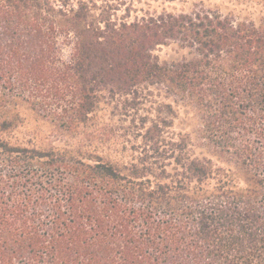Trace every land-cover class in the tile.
<instances>
[{
	"label": "trees",
	"instance_id": "1",
	"mask_svg": "<svg viewBox=\"0 0 264 264\" xmlns=\"http://www.w3.org/2000/svg\"><path fill=\"white\" fill-rule=\"evenodd\" d=\"M149 1L0 0V264H264V14Z\"/></svg>",
	"mask_w": 264,
	"mask_h": 264
},
{
	"label": "rangeland",
	"instance_id": "2",
	"mask_svg": "<svg viewBox=\"0 0 264 264\" xmlns=\"http://www.w3.org/2000/svg\"><path fill=\"white\" fill-rule=\"evenodd\" d=\"M100 1H106L110 5L115 6L118 11L117 15L118 17H121L124 15L125 11L130 12L131 18H134L135 16L140 17L143 13L146 11H149L150 13H159L162 11V9L167 10H188L191 7V1L186 3H158L153 1H147V0H100ZM210 6H218L223 12H227L229 10H234L238 13H241L242 15H246L248 12L254 13V17H257V15L264 14V0H211ZM157 55L162 60H170L172 58H177L178 55L174 53V51H171L170 48H163L161 51L157 52ZM25 114L26 119H24V123L22 127H19L18 130L13 132L9 137L12 141H24L28 139V136H30V133H32L35 130H40L42 133H48V128L44 125L38 124L34 121V119L31 117L29 113H23ZM105 119H111V124L116 127H120L123 125V127H126L129 123L126 121L124 116L120 115H112L109 112L103 113ZM102 117V114L99 115ZM197 125V116L196 114L189 110V109H181L180 110V118L179 121L176 122V131L182 130V131H191L194 129ZM123 132V130H122ZM129 133V132H128Z\"/></svg>",
	"mask_w": 264,
	"mask_h": 264
}]
</instances>
